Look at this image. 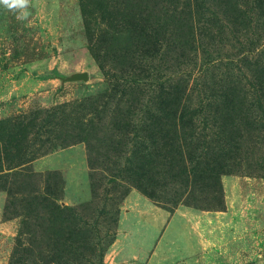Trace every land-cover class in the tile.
I'll list each match as a JSON object with an SVG mask.
<instances>
[{
	"label": "rangeland",
	"instance_id": "374dc122",
	"mask_svg": "<svg viewBox=\"0 0 264 264\" xmlns=\"http://www.w3.org/2000/svg\"><path fill=\"white\" fill-rule=\"evenodd\" d=\"M103 1L0 6V264H264V0Z\"/></svg>",
	"mask_w": 264,
	"mask_h": 264
},
{
	"label": "trees",
	"instance_id": "16d2710c",
	"mask_svg": "<svg viewBox=\"0 0 264 264\" xmlns=\"http://www.w3.org/2000/svg\"><path fill=\"white\" fill-rule=\"evenodd\" d=\"M82 1V8H83V15L87 22L90 24V18L94 19L98 16L104 5L103 0H81ZM2 137V136H1ZM6 139L4 137L0 138V144H2ZM10 158L7 157L4 152H2V146L0 145V168L6 162H10Z\"/></svg>",
	"mask_w": 264,
	"mask_h": 264
},
{
	"label": "clouds",
	"instance_id": "9594fccd",
	"mask_svg": "<svg viewBox=\"0 0 264 264\" xmlns=\"http://www.w3.org/2000/svg\"><path fill=\"white\" fill-rule=\"evenodd\" d=\"M30 3L31 0H0V6L16 14L17 20H26L28 18Z\"/></svg>",
	"mask_w": 264,
	"mask_h": 264
},
{
	"label": "water",
	"instance_id": "95a60500",
	"mask_svg": "<svg viewBox=\"0 0 264 264\" xmlns=\"http://www.w3.org/2000/svg\"><path fill=\"white\" fill-rule=\"evenodd\" d=\"M78 78L87 80L88 79V74L87 73L81 74V75L78 76Z\"/></svg>",
	"mask_w": 264,
	"mask_h": 264
}]
</instances>
